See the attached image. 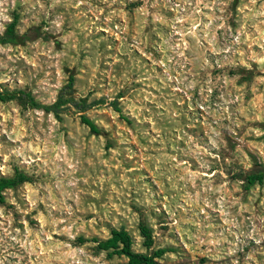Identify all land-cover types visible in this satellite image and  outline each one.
<instances>
[{
	"label": "rangeland",
	"instance_id": "rangeland-1",
	"mask_svg": "<svg viewBox=\"0 0 264 264\" xmlns=\"http://www.w3.org/2000/svg\"><path fill=\"white\" fill-rule=\"evenodd\" d=\"M11 24L32 39L0 45V86L68 113L0 101V176L31 178L0 264L124 263L91 240L146 253L140 224L159 264H264V185L230 175L264 167V0H0Z\"/></svg>",
	"mask_w": 264,
	"mask_h": 264
},
{
	"label": "trees",
	"instance_id": "trees-1",
	"mask_svg": "<svg viewBox=\"0 0 264 264\" xmlns=\"http://www.w3.org/2000/svg\"><path fill=\"white\" fill-rule=\"evenodd\" d=\"M29 33L17 35L15 32V24H11L4 36L0 37V45H20L31 40ZM74 78L70 77L68 89H72ZM25 101L29 106L35 109L43 110L46 113H52L56 118L61 119V115L68 113L67 108H64L65 101L60 97L51 105H43L36 102L31 94L19 91H7L0 86V101ZM76 107L82 112L91 108L86 106L85 102L76 104ZM116 111L121 113L119 108ZM83 124L88 126L93 134L100 135L101 131L98 126L85 115H81ZM231 177L235 180L243 181L246 188L250 189L256 185H264V167L255 166L254 168L244 169L238 166L231 172ZM31 178L24 172H16L13 176H0V202H5V192L7 190L16 189L25 183H29ZM140 236L143 238V247L146 248V253L137 252L134 250L135 240L131 233L126 228L112 229L110 236L107 239L93 238L91 241L97 244L100 251L107 252L109 256L118 255L127 259L126 262L120 264H159L158 259L162 258L168 250L158 249L153 251L154 238L153 231L145 224L139 225ZM84 241L81 239V242Z\"/></svg>",
	"mask_w": 264,
	"mask_h": 264
},
{
	"label": "clouds",
	"instance_id": "clouds-1",
	"mask_svg": "<svg viewBox=\"0 0 264 264\" xmlns=\"http://www.w3.org/2000/svg\"><path fill=\"white\" fill-rule=\"evenodd\" d=\"M5 18H7V17H5Z\"/></svg>",
	"mask_w": 264,
	"mask_h": 264
}]
</instances>
